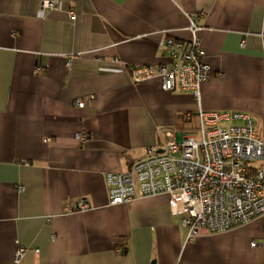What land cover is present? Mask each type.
<instances>
[{"label": "crops", "instance_id": "1", "mask_svg": "<svg viewBox=\"0 0 264 264\" xmlns=\"http://www.w3.org/2000/svg\"><path fill=\"white\" fill-rule=\"evenodd\" d=\"M40 1L0 0V264H264L262 218L187 241L168 195L111 205L106 186L167 133L195 134L199 110L250 116L264 144V0ZM192 24L199 98L112 63L169 64L162 42Z\"/></svg>", "mask_w": 264, "mask_h": 264}, {"label": "built area", "instance_id": "2", "mask_svg": "<svg viewBox=\"0 0 264 264\" xmlns=\"http://www.w3.org/2000/svg\"><path fill=\"white\" fill-rule=\"evenodd\" d=\"M57 7L56 0L39 3L40 10ZM69 15L75 18L73 12ZM197 29L192 24L189 41L168 38L162 42L169 53V64L124 66L116 59L112 63L126 70L133 83L158 78L164 91L178 88L199 98L200 86L208 81L210 68L195 35ZM35 72L38 74L42 69L37 67ZM75 104L84 106L82 101ZM197 118L195 134L182 133L176 140L167 133L170 139L160 149L148 150L146 157L132 164L128 171L107 174L110 204L166 194L171 212L183 215L181 225L187 229V241L198 237L201 231L223 233L256 218H262L264 226V168L260 165L264 144L257 137L252 119L239 112L201 110ZM76 138L81 142L86 140L84 134ZM44 141L50 142L49 139ZM88 208L89 204L83 199L74 210ZM23 253L24 250L19 249L17 259Z\"/></svg>", "mask_w": 264, "mask_h": 264}]
</instances>
